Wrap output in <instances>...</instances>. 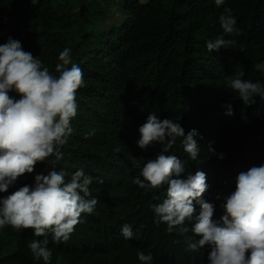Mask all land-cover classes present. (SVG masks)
<instances>
[{
    "label": "trees",
    "instance_id": "16d2710c",
    "mask_svg": "<svg viewBox=\"0 0 264 264\" xmlns=\"http://www.w3.org/2000/svg\"><path fill=\"white\" fill-rule=\"evenodd\" d=\"M97 1L0 0V44L9 37L19 40L54 74L59 53L70 48L83 72L73 131L55 169L68 180L83 168L94 177L89 199L98 203L92 214L81 215L68 241L53 242L49 233L50 264H141V251L153 255V264H207V246L188 249L190 240L199 239L190 223L181 234L155 222L152 205L166 198L168 186L149 191L133 183L139 175L133 159H153L164 147L140 149L138 129L155 113L179 122L186 135L197 130L196 160L184 152L181 138L166 154L185 163V175L206 173L210 187L203 198L215 204L219 218L222 200L215 197L234 191L239 173L264 164V99L257 96L246 105L226 84L241 73L244 80L264 84V73L254 68L264 62V0H225L219 7L214 0H123L119 18L107 27L99 23L108 17L111 0ZM225 8L237 19L238 36L223 34L219 16ZM221 36L235 44L209 52L206 42ZM226 102L232 116L225 115ZM52 167L38 163L0 197L32 185L36 174ZM124 224L138 238L125 240ZM43 238L32 229L6 226L0 230V264H44L27 247Z\"/></svg>",
    "mask_w": 264,
    "mask_h": 264
},
{
    "label": "clouds",
    "instance_id": "9594fccd",
    "mask_svg": "<svg viewBox=\"0 0 264 264\" xmlns=\"http://www.w3.org/2000/svg\"><path fill=\"white\" fill-rule=\"evenodd\" d=\"M214 2L219 7L225 0ZM219 23L224 35L240 34L231 9H224ZM234 44V40L221 36L207 41L206 47L213 52ZM58 61L54 74L40 58L25 51L19 40L9 37L0 44V193H6L18 177L33 173L38 163L53 165L47 174H36L32 185L0 197V230L6 226L15 231L32 229L35 237H44L27 245L34 259H42L44 264H50L52 257L49 233L53 242L68 241L75 226L82 222L81 215L92 214L98 203L95 198L89 199L94 177L83 168L68 180L63 170L55 169V161L62 159L61 148L73 131L77 89L84 85L82 69L73 62L70 48L59 53ZM254 68L264 73V62L256 63ZM242 75L226 80L239 100L247 105L257 96L264 99V84L244 80ZM222 107L225 115L234 114L231 103ZM138 131L140 149L146 150L154 143L164 146L153 159H133L134 167L139 169L135 185L149 191L168 186L166 198L152 205L155 222L165 223L169 233L178 230L181 234L189 231L185 224L190 223L191 232L199 239L190 240L188 249L196 252L207 246V264H264V164L239 173L235 190L215 197L222 200L223 212L214 218L215 204L203 198L210 187L206 173L185 175V163L176 155L166 154L181 138L184 152L196 160L197 130L186 135L179 122L150 113ZM52 157L54 161L49 159ZM219 158L223 159L224 154ZM121 234L125 240L138 238L129 224L121 227ZM137 258L141 264H153L151 253L138 252Z\"/></svg>",
    "mask_w": 264,
    "mask_h": 264
},
{
    "label": "rangeland",
    "instance_id": "374dc122",
    "mask_svg": "<svg viewBox=\"0 0 264 264\" xmlns=\"http://www.w3.org/2000/svg\"><path fill=\"white\" fill-rule=\"evenodd\" d=\"M87 1L88 3L92 2L94 5L98 4L97 0H87ZM142 1L145 2L147 0H142ZM102 3L104 5H107L104 1ZM122 6H123V0H111L110 4L107 7L108 17L106 18L104 22H100L99 26L107 27L108 23H110L112 20H117L119 18V15H120L119 12H120V9H122Z\"/></svg>",
    "mask_w": 264,
    "mask_h": 264
}]
</instances>
